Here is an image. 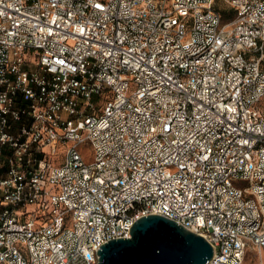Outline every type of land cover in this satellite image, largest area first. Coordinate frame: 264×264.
<instances>
[{
    "label": "built area",
    "instance_id": "built-area-1",
    "mask_svg": "<svg viewBox=\"0 0 264 264\" xmlns=\"http://www.w3.org/2000/svg\"><path fill=\"white\" fill-rule=\"evenodd\" d=\"M150 214L264 252V0H0V264Z\"/></svg>",
    "mask_w": 264,
    "mask_h": 264
},
{
    "label": "water",
    "instance_id": "water-1",
    "mask_svg": "<svg viewBox=\"0 0 264 264\" xmlns=\"http://www.w3.org/2000/svg\"><path fill=\"white\" fill-rule=\"evenodd\" d=\"M130 233L102 245L98 264H208L214 255L205 237L160 214L141 217Z\"/></svg>",
    "mask_w": 264,
    "mask_h": 264
},
{
    "label": "rangeland",
    "instance_id": "rangeland-1",
    "mask_svg": "<svg viewBox=\"0 0 264 264\" xmlns=\"http://www.w3.org/2000/svg\"><path fill=\"white\" fill-rule=\"evenodd\" d=\"M81 151L85 158L90 159L92 155V149L89 146H83ZM243 264H264V252L260 251L256 247H249L248 251L246 252Z\"/></svg>",
    "mask_w": 264,
    "mask_h": 264
}]
</instances>
